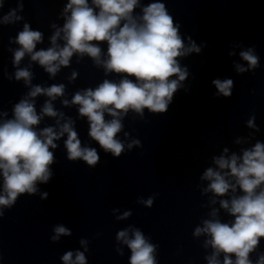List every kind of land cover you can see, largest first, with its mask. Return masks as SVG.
I'll return each instance as SVG.
<instances>
[{"label": "clouds", "instance_id": "obj_1", "mask_svg": "<svg viewBox=\"0 0 264 264\" xmlns=\"http://www.w3.org/2000/svg\"><path fill=\"white\" fill-rule=\"evenodd\" d=\"M6 0H0V10ZM139 9V11H137ZM24 0H17V6L0 15V25H15L24 20ZM60 17L62 26L50 24L52 34L47 48H37L44 43V33L33 30L24 22L10 43L19 47L12 52L15 72L8 79L23 81L29 90L12 107V115L0 110V217L5 209L12 208L22 195L41 199L48 192H41L38 185L48 184L53 176L52 166L56 163L54 150L57 141L63 139L66 158L69 161H83L95 168L100 156L95 147L82 144L76 130V120L57 110L55 101L60 99L63 107H77L79 118H86L88 136L99 148L114 158L126 150L141 146L139 139H121L130 133L124 131L123 120L129 112L144 119L145 110L152 114H164L173 101L174 94L184 87L189 76L187 66L180 60L202 51V46L180 33L181 25L176 22L162 0L142 3L141 0H67ZM106 45V51L102 47ZM235 45L228 55L235 56ZM29 57L30 63L20 67L21 61ZM79 64L88 57L92 65L103 70L105 78L95 87L76 90L71 99L64 98L67 85L53 83L50 86L33 84L32 65L38 64L55 79L62 68H70L73 57ZM240 60L234 62L237 74L254 72L260 66L255 46L239 52ZM118 80L109 79L111 75ZM79 77L72 70L66 77L68 84H74ZM216 96L231 97L234 81L230 78L212 81ZM46 97L39 112L37 97ZM45 117L53 118L54 125L39 127ZM252 115L246 122L249 129L259 132ZM251 136V134H250ZM248 142L239 137L237 145ZM212 165L200 176L201 195L208 196L206 205L210 210L206 218L193 230V237H204L201 247L206 250V264H264V252H260L264 240V142L255 140L250 147L237 152L223 148L220 155L212 157ZM211 194V195H209ZM154 196L138 198L137 203L151 208ZM219 207H216V205ZM221 210L230 219L221 218ZM113 209V213L119 212ZM132 216L130 210L117 215L118 221ZM52 242L72 235L71 229L56 224L52 229ZM118 245L130 250L129 264H158L157 248L144 232L133 226L121 229L116 234ZM83 251H66L63 264H88L86 253L89 241L80 239ZM210 251H207L209 250ZM116 252L123 255V248ZM256 254L253 261L252 255Z\"/></svg>", "mask_w": 264, "mask_h": 264}]
</instances>
